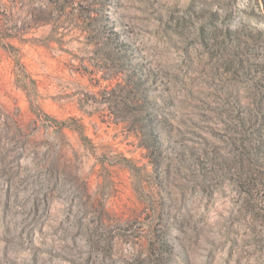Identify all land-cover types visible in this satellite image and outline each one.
<instances>
[{
    "label": "rangeland",
    "instance_id": "obj_1",
    "mask_svg": "<svg viewBox=\"0 0 264 264\" xmlns=\"http://www.w3.org/2000/svg\"><path fill=\"white\" fill-rule=\"evenodd\" d=\"M0 264H264V0H0Z\"/></svg>",
    "mask_w": 264,
    "mask_h": 264
}]
</instances>
